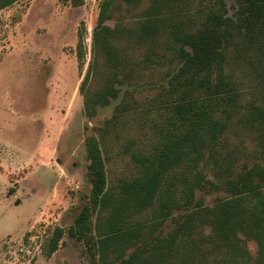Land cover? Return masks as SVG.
Returning a JSON list of instances; mask_svg holds the SVG:
<instances>
[{
  "label": "trees",
  "instance_id": "trees-1",
  "mask_svg": "<svg viewBox=\"0 0 264 264\" xmlns=\"http://www.w3.org/2000/svg\"><path fill=\"white\" fill-rule=\"evenodd\" d=\"M18 1L0 0V11ZM236 2L234 18L225 0H210L196 24V0L99 1L91 57L79 85L86 116L118 96L117 85L133 66L177 65L158 107L163 124L157 140L147 152L131 154L134 175L109 186L99 140L85 139L90 191L67 232L83 243L90 264H264V162L237 164L222 141L239 114V121L257 132L264 153V0ZM232 50L257 84L256 97L243 112L239 84L226 70ZM76 57L81 69L82 27ZM197 189L225 195L206 205ZM64 232L54 227L47 256L58 249ZM247 240L257 244L254 255Z\"/></svg>",
  "mask_w": 264,
  "mask_h": 264
},
{
  "label": "rangeland",
  "instance_id": "rangeland-1",
  "mask_svg": "<svg viewBox=\"0 0 264 264\" xmlns=\"http://www.w3.org/2000/svg\"><path fill=\"white\" fill-rule=\"evenodd\" d=\"M99 1L20 0L0 11V264H90L83 243L67 232L90 191L85 139L99 140L108 184L115 187L136 173L131 154L147 152L158 138L163 124L158 107L175 61L133 66L120 74L116 98L97 106L92 116L84 112L79 85L91 57ZM209 2L196 0V24ZM225 3L235 18L236 0ZM118 14L107 23L112 25ZM81 27L85 58L80 69L76 44ZM233 56L232 50L226 70L239 84L243 112L255 99L257 84ZM118 110L121 116L106 125ZM223 137L224 150L237 164L264 162L257 132L244 126L239 114ZM203 171L214 179L209 166ZM224 195L222 190H196L206 205ZM56 226L65 232L58 249L47 256L46 242ZM246 243L254 255L256 242Z\"/></svg>",
  "mask_w": 264,
  "mask_h": 264
}]
</instances>
